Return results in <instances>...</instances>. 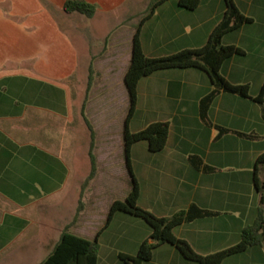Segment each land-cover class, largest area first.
Here are the masks:
<instances>
[{
	"label": "crops",
	"instance_id": "obj_1",
	"mask_svg": "<svg viewBox=\"0 0 264 264\" xmlns=\"http://www.w3.org/2000/svg\"><path fill=\"white\" fill-rule=\"evenodd\" d=\"M65 1L0 0V264H39L73 218L81 182L89 173L83 170L89 162L90 138L82 106L95 132L97 162L90 183L96 185L95 194L89 185L82 200L93 199L89 203L93 208L95 200L117 194L121 183L123 124L118 126L114 114L125 111L124 123L128 94L123 75L130 60L134 22L150 0H83L96 8L91 17L65 12ZM177 1H164L141 25L145 55L164 56L202 46L225 9L223 0H200L193 10ZM233 2L252 18L250 23L260 15L264 19V0ZM247 24L223 36L224 44H235L245 53L227 59L221 74L231 83L248 84L254 96L264 80V49L257 50L253 61H243L248 49L241 38ZM230 33H237L232 40L226 38ZM246 38L259 35L249 33ZM211 88L201 69L154 71L139 80L135 111L128 123L130 127L137 115L149 119L147 124L168 122L162 150L150 152L141 142L130 148V166L139 185L137 204L161 217L192 204L214 212L174 228L178 238L203 255L239 241L241 229L253 222L259 204L255 175L258 184L264 182L255 163L264 151L260 105L221 91L202 118L199 101ZM218 127L227 132L219 135ZM124 189L125 197L130 186ZM114 200L107 203L106 213ZM83 203L71 231L90 239L87 219L97 211L88 212ZM115 218L123 227H142L143 234L132 238L131 249L124 245L114 255H134L142 240L151 241L150 229L127 213L115 212L105 229ZM100 263L108 264L110 258L99 245ZM142 264L199 263L162 243ZM220 264H264V246L249 247Z\"/></svg>",
	"mask_w": 264,
	"mask_h": 264
},
{
	"label": "trees",
	"instance_id": "obj_2",
	"mask_svg": "<svg viewBox=\"0 0 264 264\" xmlns=\"http://www.w3.org/2000/svg\"><path fill=\"white\" fill-rule=\"evenodd\" d=\"M166 0H150L146 11L141 16L131 40V54L127 69L123 75V83L128 94V109L123 123L122 141L124 146L125 165L130 175V189L123 200L116 199L109 205L103 225L96 231L93 239H87L76 235L71 228L77 223L80 213L83 210V193L90 185L97 173V162L94 153L95 132L90 120L81 109L82 120L89 132L88 157L90 169L88 175L81 182L80 194L75 214L67 223L48 256L39 264H97L98 259V236L108 226L115 212H123L143 220L150 229L149 238L144 239L138 246L134 255L119 253V258L124 264H142L149 260L153 249L162 244L169 243L177 248L183 257L199 264H220L226 257L241 253L252 246H264V182L258 184L256 175L254 184L259 193V204L256 209V216L251 224L245 225L240 232V239L237 243L209 254L196 253L184 240L178 238L174 228L184 222L197 218L213 215L214 212L199 208L192 204L187 210L179 211L168 217H161L141 208L137 204L139 196V185L135 179L131 166L129 151L133 144L144 140L150 152L162 150L167 142L169 125L166 121H153L137 131H131L128 123L133 116L137 100V86L139 80L154 71L167 68H197L206 72L212 88L199 101V111L202 118L214 100L221 92L237 94L249 98L258 103L261 107V115L264 120V80L256 93L251 96L248 84H235L228 81L221 74L223 63L233 55H243L244 50L235 44H224L222 38L225 34L238 29L245 23H250L252 18L245 15L235 5L233 0H223L224 12L218 23L210 32L206 42L197 48H187L164 56H147L143 52L140 43V28L144 21L149 19L157 6ZM178 5L188 10L195 9L200 0H178ZM63 10L67 13L78 12L87 17L93 16L96 8L83 0H66ZM90 88V77L87 82L86 93ZM219 135L227 132L226 129L218 127ZM246 137H255L249 134H241ZM264 138V134L262 136ZM198 164L201 160L197 158ZM256 165H264V151L256 158ZM255 174V173H254Z\"/></svg>",
	"mask_w": 264,
	"mask_h": 264
},
{
	"label": "rangeland",
	"instance_id": "obj_3",
	"mask_svg": "<svg viewBox=\"0 0 264 264\" xmlns=\"http://www.w3.org/2000/svg\"><path fill=\"white\" fill-rule=\"evenodd\" d=\"M224 3V2H223ZM240 6L242 8L245 7V4L243 2H239ZM146 5H144L143 7H141L140 9V16H137L135 18V22H134V26L137 25L138 21L140 20L141 16L144 14V12L146 11ZM257 20L254 23H248L244 29V33L243 36L241 38V44L243 47H246V49H248L247 51V55L246 57H244L243 61L244 62H251L254 60L255 58V54L257 52L258 49H264V19L259 16H257ZM236 32V31H235ZM249 33H255L256 35H259V38H256L254 40H249L246 38V36H248ZM263 34V37L260 36V34ZM237 33H230L228 35H226L227 39H234V37L236 36ZM238 56H242V55H238ZM125 111H118L116 114H114V121L118 120V126L121 128L122 124H123V115ZM149 121V119L145 118L143 115H137L135 117V119L131 122L129 129L131 131H137L141 128H143L147 122ZM142 144L146 143L144 140L139 141ZM138 142V143H139ZM88 145H89V141H88ZM83 162V166H84V161ZM86 165L84 166L85 168L83 170H86L88 172L89 170V162L87 161L85 163ZM259 176L260 177H264V165L259 164ZM83 173H80L79 178L82 179ZM78 178V179H79ZM120 178H121V183H120V187L118 189V193L117 194H106L103 198H99L97 200H95V205L92 206L90 205L93 201L89 200V199H84L82 200L83 202H85L86 210L88 212H90L92 209L96 208L95 211H97V213H91L87 219V224L88 227L91 230H88V236L90 239H93L94 234L96 233L97 229H99L104 221H105V217H106V205H108L107 203L110 202L112 199H119V200H123L124 199V194L125 193V189L123 190V186L125 187L126 185L130 186L131 184V180H130V175L127 172V169L125 167V164H122L120 167ZM93 186L92 189V194H95V187L96 185H91ZM114 197V198H113ZM91 199V198H90ZM90 203V204H89ZM84 204V203H83ZM140 220V219H138ZM140 222L143 224L141 226H145V228L149 229V226L142 220H140ZM122 226V222H119L117 218H115L112 223L109 225V227L107 229L104 230V232L100 235L99 237V241L98 244L100 245V248L102 250V252L105 254L109 255L110 258V263L108 264H124V262L117 256L114 255L117 252V249H123L124 245H126L127 249H131V241L132 238H134V240L139 237L140 235L143 234V228L140 227L138 228L137 226ZM129 230L127 232V234H125V232ZM92 234V235H91ZM129 239V245L126 243L124 244L127 240ZM113 261V262H111ZM100 264H104V263H100ZM107 264V263H106Z\"/></svg>",
	"mask_w": 264,
	"mask_h": 264
}]
</instances>
